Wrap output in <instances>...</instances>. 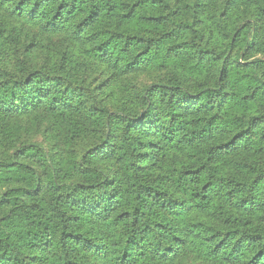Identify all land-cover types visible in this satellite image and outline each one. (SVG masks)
Here are the masks:
<instances>
[{"label": "trees", "instance_id": "obj_1", "mask_svg": "<svg viewBox=\"0 0 264 264\" xmlns=\"http://www.w3.org/2000/svg\"><path fill=\"white\" fill-rule=\"evenodd\" d=\"M189 259L264 264V0H0V264Z\"/></svg>", "mask_w": 264, "mask_h": 264}, {"label": "rangeland", "instance_id": "obj_2", "mask_svg": "<svg viewBox=\"0 0 264 264\" xmlns=\"http://www.w3.org/2000/svg\"><path fill=\"white\" fill-rule=\"evenodd\" d=\"M150 81V77L149 75H137L136 77H132L130 79V84L133 85L135 88H141L143 86H145L146 84H148ZM43 117V115L41 116V118ZM41 118H39V121L41 120ZM26 119V118H25ZM23 120V119H22ZM38 121V122H39ZM23 122H28L27 120L23 121ZM43 123V122H42ZM38 124V123H37ZM43 125V124H42ZM42 125H36L34 123L28 125L29 129H36L38 130L39 128L41 129L42 128ZM38 137V139H41L42 138V135L40 133V135L36 136ZM185 264H204V263H201L199 261H194L192 259H189L185 262Z\"/></svg>", "mask_w": 264, "mask_h": 264}]
</instances>
